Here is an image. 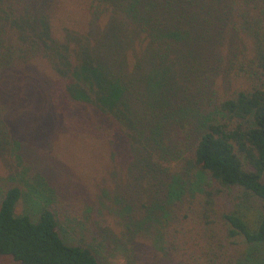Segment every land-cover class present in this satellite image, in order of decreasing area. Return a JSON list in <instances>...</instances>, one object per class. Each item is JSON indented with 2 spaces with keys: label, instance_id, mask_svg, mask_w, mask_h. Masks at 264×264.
Returning <instances> with one entry per match:
<instances>
[{
  "label": "trees",
  "instance_id": "16d2710c",
  "mask_svg": "<svg viewBox=\"0 0 264 264\" xmlns=\"http://www.w3.org/2000/svg\"><path fill=\"white\" fill-rule=\"evenodd\" d=\"M5 151L19 171L1 190L0 264H100L60 237L58 201L80 213L86 185L115 177L191 202L170 160L195 172L204 220L229 200L227 238L264 264V0H0ZM57 171L78 189L68 202Z\"/></svg>",
  "mask_w": 264,
  "mask_h": 264
},
{
  "label": "rangeland",
  "instance_id": "374dc122",
  "mask_svg": "<svg viewBox=\"0 0 264 264\" xmlns=\"http://www.w3.org/2000/svg\"><path fill=\"white\" fill-rule=\"evenodd\" d=\"M6 152L0 157V195L5 184L14 183L19 171L12 154ZM61 159L79 173L80 167L70 154ZM163 165L167 175L181 174L187 181L191 202L158 205L141 188L134 190L110 177L86 185L95 196L80 213L58 201L55 212L60 237L68 244L90 249L100 264H244L247 245L241 236L227 238L219 217L231 208L229 200L218 199L215 213L204 220L198 202L201 184L195 181V172L186 173L175 160ZM71 177L57 171L49 182L67 202L78 191ZM31 211L24 201L15 208L16 215Z\"/></svg>",
  "mask_w": 264,
  "mask_h": 264
}]
</instances>
